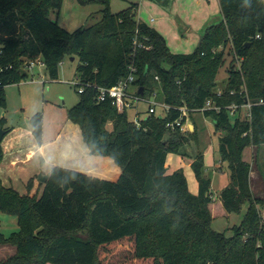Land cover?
<instances>
[{"label": "trees", "instance_id": "16d2710c", "mask_svg": "<svg viewBox=\"0 0 264 264\" xmlns=\"http://www.w3.org/2000/svg\"><path fill=\"white\" fill-rule=\"evenodd\" d=\"M62 1L0 0V106L5 105L3 88L26 74L23 62L39 57L51 79L60 63L72 58L81 82L104 88L114 86L132 64L142 95L157 87L168 110L146 112L136 127L126 111L118 112L109 101L97 103L95 88L78 93L67 120L78 125L89 155L109 158L120 173L112 181L53 166L32 196L33 178L24 194L0 180V214L15 216L18 225L8 236L0 233V245L15 247L0 264H264L259 213L264 202L249 188L250 147L264 144V0H219L222 20L207 28L188 54L171 53L157 31L136 21L137 4L111 13L109 0H76L102 6L101 19L68 32L48 18ZM227 47L233 59L225 88L216 97V75ZM207 100L239 106L234 116L226 108L203 113L220 132L218 158L229 171L218 201L210 199L202 152L190 156L196 194L189 192L181 169L168 173L165 166L167 154L185 156L180 149L197 141L198 134L196 126L181 133L166 124L180 116L181 107L192 114ZM247 103L249 117L240 118ZM29 124L40 145L41 114L31 116ZM18 133L3 142L4 158L13 159L18 146L12 143L22 137ZM2 156L0 149V162ZM212 207L224 217L240 216L231 235L211 228Z\"/></svg>", "mask_w": 264, "mask_h": 264}, {"label": "rangeland", "instance_id": "374dc122", "mask_svg": "<svg viewBox=\"0 0 264 264\" xmlns=\"http://www.w3.org/2000/svg\"><path fill=\"white\" fill-rule=\"evenodd\" d=\"M171 3L175 2L173 10H167V14L172 17L179 25V31L177 35H181V31H184L185 27L188 29L185 33V38L181 39V47L176 51H170L173 54H188L191 53L196 42L192 43V34L195 32L194 27L190 26V19L194 18L199 13L201 17H207V21L203 25L199 32L198 37H202L207 28L211 25L219 24L221 16L218 7L215 5L205 4L203 0H170ZM131 4H137V14L135 16L136 21L143 22L152 26H156L160 21V15H158L153 8L152 3L147 0H109V10L111 13H118L128 7ZM154 5V4H153ZM171 5V4H170ZM102 6L97 4L80 5L76 0H63L60 9L50 10L48 18L51 21H56L58 25L68 32H72L77 28H86L97 23L101 19ZM154 18V22H149L150 18ZM179 19V21H177ZM152 28V27H151ZM215 52L219 51V48L214 49ZM224 64L218 70L216 75V90L220 92L225 88L226 79L228 76V69L231 65V54L228 52V47L224 49ZM39 58V57H37ZM35 58V59H37ZM74 60V59H73ZM25 61V60H24ZM28 61H25L27 63ZM42 62V61H41ZM24 63V62H23ZM77 61H70L65 58L59 65L58 74L55 79H51L45 71V66L35 65L32 68H26L23 78L18 81L6 85L4 90L5 105L0 106V129L5 131L9 130L0 141V149L3 155V142L8 138L10 133L21 134V138L17 142H13L12 146H24L28 141L35 142L31 135V126L29 119L36 113L41 114V143L46 140H53L55 134L58 131H64L68 126V129L72 127L75 131H79V127L67 120V110L74 106L78 101V93L76 87L72 86L69 81L73 80L78 83L79 73L75 71ZM235 66H238L235 60ZM131 90H134L131 87ZM158 88L156 87L152 93L148 90L141 96L144 100H140L136 103L135 108L127 111L128 120L132 121L135 113L137 112L138 120H143L146 116V109L150 102L155 100L159 101L157 95ZM244 108H241L240 118L244 115ZM156 108V111H159ZM155 111V112H156ZM190 120L195 119L198 134L197 141L189 140L181 149L180 153L186 155L194 154L204 149L203 167L206 169L205 175L211 177L210 183V199L218 201L220 191L227 185L229 181V171L227 164L219 161V155L217 151V141L220 136V132L215 131L212 122L209 119L205 120L199 114H190ZM200 119L201 122H198ZM205 127V130H204ZM110 129V126H106ZM28 132V136L26 134ZM187 133V132H181ZM29 137V138H28ZM16 143H18L16 145ZM21 144V145H20ZM10 145V147H12ZM202 147H204L202 149ZM251 159L249 163V188L253 197L260 199L264 202V144L259 148L250 147ZM33 153H28L27 156L31 157ZM178 156V157H177ZM179 155L169 153L166 156L165 164L167 170L183 169L185 175L192 174L190 168L186 167L187 161H181ZM188 158V156H184ZM29 159V158H28ZM24 160L23 165L26 161ZM95 165L98 167L102 176L106 180H115L120 169L113 163L112 160H94ZM172 161V162H171ZM215 166L212 167V163ZM7 165L17 166V162L10 158H4L0 165V175L4 177L8 172ZM69 168V167H68ZM177 169V170H178ZM96 173V172H93ZM18 173L17 175H19ZM39 174L45 175L46 171L42 170ZM110 174V175H109ZM22 175V174H21ZM107 175V176H106ZM22 177V176H21ZM187 177V183L189 186L194 185V179ZM22 178H20V181ZM193 181V182H192ZM39 182L37 175L33 177V185L29 191V195L32 196L34 192H40L41 188L38 185ZM21 184V183H20ZM43 184V183H42ZM18 186V184H17ZM25 189V185L23 186ZM37 187V188H36ZM188 187V186H187ZM22 191H18L23 193ZM190 190V188H188ZM212 220L210 226L213 230L223 232L225 235H231L233 227L238 226L240 222V216L230 214L228 217L222 216V212L218 207L211 208ZM259 213L264 219V209H260ZM18 225L15 216L0 214V233L4 236H8L10 233L17 231ZM15 253V247L9 245H0V263L5 262L8 258ZM127 262V261H126ZM125 262V263H126ZM124 263V264H125ZM129 264V263H126ZM149 264V263H148Z\"/></svg>", "mask_w": 264, "mask_h": 264}, {"label": "crops", "instance_id": "0c3cea01", "mask_svg": "<svg viewBox=\"0 0 264 264\" xmlns=\"http://www.w3.org/2000/svg\"><path fill=\"white\" fill-rule=\"evenodd\" d=\"M149 2H151L153 8L157 10L155 12L158 15H160V21L157 22L156 26L151 25V27L164 38L166 46L168 47L169 51H172V50L176 51L177 49H180L181 47L180 41L181 39L185 38V33L188 28L185 27L184 31H181V35L176 34V32L179 31L180 27L175 22V20L172 17H170L169 14H167V10H173V8L175 7V2L171 3L169 0V4L165 7L159 6L158 4L152 1H149ZM203 2L207 4V6L209 5L213 6L216 4L220 12L219 0H203ZM137 9H138V6H137ZM199 13L200 12H198L193 19L191 18L189 20L190 21L189 27L195 28L194 34L191 35L193 45L195 42H196L195 44L197 45L198 41L200 40L201 37H198L197 33L199 32L201 25H203L205 21H207V17H201L202 15L199 16ZM136 14H137V11H136ZM220 16H221V13H220ZM221 20H222V17H221ZM154 21L155 20L152 17L149 19V22L151 23ZM177 21H179V19H177ZM146 25L150 27V25L148 24ZM192 114H199L205 123L206 119L203 117L202 114L200 113H192ZM189 118L190 116H188L187 121L184 124V130L187 133L193 132L194 126H196L194 123L197 122L195 119L191 121ZM198 122H201L200 119ZM70 129L73 131L72 127L68 129V126H67L64 131H58L55 134V137L53 140H46L42 142L40 145L36 144V142L28 141V143L25 144L24 146H18L17 148H15L13 150V153H14L13 160L17 162V166L15 167L12 165H7L8 172L6 173V175L4 177L0 175V180H1L2 185L4 187H12L17 192L22 191L24 189L23 186L26 185L29 179L33 178L35 175H38L42 170L46 171V174H47L48 170L53 166H60L64 168L69 167V169H73L79 172L91 174L98 178L105 179L104 175L102 176L98 167L95 165L94 160L96 159L103 160V159H108V158L94 157V156L89 155L85 144L81 140L80 132L76 131V133L72 134V131H70ZM204 130H205V127H204ZM73 135H75V137ZM59 137L61 138L59 139ZM72 137H74L75 139H72ZM45 145L48 146L46 147L47 148L46 151H39L37 149ZM203 148L204 147H202V149ZM28 152L33 153L31 157L27 156ZM186 155L188 156V158H184V156H180V155L179 156L182 158L180 157L179 158L181 161H187L186 167L190 168V164L192 162V159L190 158V156H192L193 154H190V155L186 154ZM202 155L204 157V149L202 150ZM4 157H5V153L3 152L0 165L2 164ZM26 159H28V161H26L25 165H23V162ZM165 166L167 165L165 164ZM213 166H215L214 162L211 165V169ZM175 170L169 171L166 169L168 173H171ZM93 172H96V173H93ZM182 172L186 178V182H187V177L189 178L193 177L194 181H196L192 170H191L192 174L188 173L189 175H185L183 169H182ZM205 172H206V169L204 170V175H205ZM18 173L20 174L17 175ZM206 176H209V175H206ZM20 178H22L21 181H20ZM210 183H211V177H210ZM187 186L188 188H190V190L188 189L190 193L192 194L197 193V182H194V185L192 186H189V184L187 183ZM209 190H210V187H209ZM25 192L26 190L24 189L23 194Z\"/></svg>", "mask_w": 264, "mask_h": 264}, {"label": "built area", "instance_id": "2783aa9c", "mask_svg": "<svg viewBox=\"0 0 264 264\" xmlns=\"http://www.w3.org/2000/svg\"><path fill=\"white\" fill-rule=\"evenodd\" d=\"M136 41H133V44H135ZM35 65L43 66L44 64L41 62L39 58L33 59L31 61H28L27 63H23V70L25 71L26 68H32ZM127 72L126 74L120 78L116 84L110 88H104V87H97L94 85H91L89 83L81 82L78 79V83H75L73 80L69 81L72 86L76 87L77 93H82L83 90L87 87H93L96 90V95H95V101L97 103L99 102H104V101H109V103L115 107V109L118 112H123V111H128L129 109H133L136 106V103L140 100H144L138 93V86L134 84L136 80V69L132 64H129L127 66ZM131 87L134 88V90H131ZM216 97H220L221 93L216 91L215 94ZM258 103H262V101H259ZM251 104L247 103L245 105H242L241 108H244V116L245 118L249 117V108ZM156 108H160L163 111H167L168 107L161 103L157 102L154 97V101L150 102L148 105L146 112L148 114L154 113L156 111ZM222 108H226L229 111V114L231 116H234L237 113V109L239 106L237 105H229L227 107H221L216 105L212 100H207L203 107L200 109L192 110L190 112L192 113H200L203 115L205 111H214V112H219ZM180 111V116L173 122V123H168L166 124L167 127L170 129H173L174 127H178L179 131L185 132L184 130V124L187 121L189 111L186 110L185 107H181L179 109ZM138 113H135V116L132 120L133 124L136 127H139V120L137 118ZM182 119L184 121L182 122Z\"/></svg>", "mask_w": 264, "mask_h": 264}, {"label": "water", "instance_id": "95a60500", "mask_svg": "<svg viewBox=\"0 0 264 264\" xmlns=\"http://www.w3.org/2000/svg\"><path fill=\"white\" fill-rule=\"evenodd\" d=\"M70 61H73V59L70 58ZM23 73H24V71H23ZM138 93H139L140 95H142V93H143L142 88H139V89H138ZM4 135H5V132H4L3 130L0 129V141H1V139H2V137H3ZM47 178H48V175H47V174H45V175L38 174V175H37V179H38V181L41 182V183H44V182L47 180Z\"/></svg>", "mask_w": 264, "mask_h": 264}]
</instances>
